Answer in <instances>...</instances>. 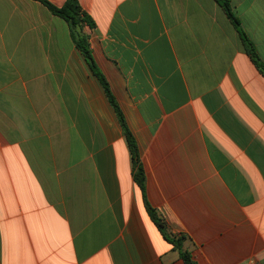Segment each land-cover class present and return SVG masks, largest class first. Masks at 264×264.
I'll return each mask as SVG.
<instances>
[{
    "label": "crops",
    "instance_id": "obj_1",
    "mask_svg": "<svg viewBox=\"0 0 264 264\" xmlns=\"http://www.w3.org/2000/svg\"><path fill=\"white\" fill-rule=\"evenodd\" d=\"M61 7L66 0H45ZM78 0L149 205L196 264H264V0ZM0 264H184L69 26L0 0Z\"/></svg>",
    "mask_w": 264,
    "mask_h": 264
},
{
    "label": "trees",
    "instance_id": "obj_2",
    "mask_svg": "<svg viewBox=\"0 0 264 264\" xmlns=\"http://www.w3.org/2000/svg\"><path fill=\"white\" fill-rule=\"evenodd\" d=\"M35 1H38L39 3L44 5L53 15L59 17L68 24L70 30V36L75 48L83 56L88 68L90 69L92 74L97 78L99 84L101 85L110 106L114 109L130 154L133 180L143 194L144 207L150 220L155 224V226L159 230L164 240L173 245L174 249L179 253V256L184 264H196L193 258L191 257V254L186 250H184L182 244V238L172 239L167 235L163 220L158 216L156 211L149 205L146 199L144 172L140 162L139 152L135 139L125 122L122 112L120 111L118 105L115 102L114 97L112 96L109 90L105 78L102 76V74L100 73V71L98 70L97 66L93 61V58L91 56V51L89 49V45L87 42V38L83 34V28L85 26L89 28L93 27V22L91 18L82 10L78 0H66L61 7H55L45 0H35ZM215 1L221 7V9L225 13L229 21L235 27L238 28L239 27L238 20L235 18V16L232 13L229 1L228 0H215ZM240 37L246 54L251 58L252 62L255 64L257 69H259V71L264 76V66L259 62L253 45L249 42V40L245 37V35L241 31H240Z\"/></svg>",
    "mask_w": 264,
    "mask_h": 264
},
{
    "label": "built area",
    "instance_id": "obj_3",
    "mask_svg": "<svg viewBox=\"0 0 264 264\" xmlns=\"http://www.w3.org/2000/svg\"><path fill=\"white\" fill-rule=\"evenodd\" d=\"M245 264H255V263L253 261H251V262H247Z\"/></svg>",
    "mask_w": 264,
    "mask_h": 264
}]
</instances>
